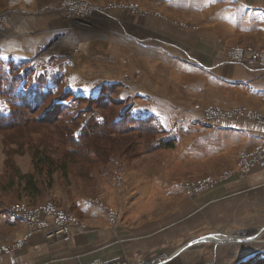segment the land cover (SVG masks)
Here are the masks:
<instances>
[{
    "label": "rangeland",
    "instance_id": "1",
    "mask_svg": "<svg viewBox=\"0 0 264 264\" xmlns=\"http://www.w3.org/2000/svg\"><path fill=\"white\" fill-rule=\"evenodd\" d=\"M95 1L103 6L110 2L131 5L139 11L115 7L111 11L93 13L86 23L75 26L59 16L56 8L59 0H0V14L5 19L22 21L17 22L16 28L13 26L7 38L0 35L3 40L0 42V115H9L12 97L20 107L25 103L24 108L31 110V120L40 123V129L30 128L33 132L27 133L25 139L15 132L17 128L0 132V216L4 220L0 222V242L10 240L15 231V219L8 207L16 202L31 207L51 203L70 213L84 227L99 220L108 228L104 217L106 209L117 214L120 228L125 231L133 229L138 220L142 224L151 221L154 227H165L174 224L167 223L168 220L185 217L174 229L169 227L164 231L163 236L171 244L160 253L166 258L163 264H241L248 257L264 254L263 207L240 208L220 219L216 213L225 206H214L186 218L201 208L198 200L204 191L191 196L198 195L193 198L197 204H193V200H185L182 191L174 192L169 188L187 179L205 178L216 170L215 165L221 158L206 154L204 137L200 133L193 135L191 127L183 121L185 118L178 122L173 111L166 120L162 112L132 114L134 103L138 102L137 106L142 108H157L163 102L173 104L192 89L197 98L205 99L208 89L205 70L217 65L207 58L208 50L226 48L237 42V38H227L229 32L220 27L212 31L202 29L204 22H212L215 15L194 12L204 6L205 0ZM143 11L148 16L142 15ZM25 24L37 30L29 36L35 35V39L18 37V27ZM184 24L198 28L190 30ZM207 41L213 42L211 48ZM131 87L136 90L131 91ZM142 92H146L145 96ZM141 99L145 103L141 104ZM104 105L131 120L150 121L158 132L156 139H172L174 146L151 151L141 147L134 150L129 159L115 155L104 165L81 168L70 164L66 174L35 172L31 149L46 151L55 159L60 157L65 130L70 128L78 133L92 114L103 119L108 114ZM9 158L13 168L6 166ZM117 160L143 161L150 173L159 174L161 182L151 184L149 191L132 189L130 184L118 188L111 168L112 162ZM25 176L33 177L36 192L26 189L22 179ZM162 184L166 187L161 188ZM234 200L230 203L237 206L238 201ZM147 213L149 216L143 217ZM209 235L220 240L191 244L170 259L188 242ZM102 240L122 239L107 235ZM222 240L228 241L220 242ZM54 243L56 241L46 242L50 246ZM59 251L66 253L65 246L58 245L56 252L46 250L36 257H55ZM30 258L21 256L18 262L32 264Z\"/></svg>",
    "mask_w": 264,
    "mask_h": 264
},
{
    "label": "crops",
    "instance_id": "2",
    "mask_svg": "<svg viewBox=\"0 0 264 264\" xmlns=\"http://www.w3.org/2000/svg\"><path fill=\"white\" fill-rule=\"evenodd\" d=\"M60 2L61 0L56 5L58 11L60 9ZM92 2L94 5V14L97 12L111 11L115 7V9L120 10L138 8L131 5H117L119 3L114 2H110L105 6L98 4L95 0H92ZM194 12L215 14L212 17V22H204L203 30L212 31L220 27V30L229 32L227 38L234 36L237 38V42L226 48L222 47L218 50L214 47V49L208 50L209 56L206 54L207 58L212 59V63H217V65L216 67L211 66L210 69L205 70L204 81L205 87L207 86L208 88H205V99L197 98L196 91L192 89L190 92L185 91L186 93L176 99L173 104L161 101L163 103L157 108H154V106L142 108V106H137L138 102L134 103V107L131 105L132 114L137 116L138 113L136 112L145 111L157 115L158 112H162L164 115L163 118L166 120L170 118L168 113L173 111L176 113L173 116L178 118V122L182 118H185L183 121L191 127L193 135L200 133L199 135L204 137L206 154L211 157L217 156L221 158V161L215 165L216 170L211 175L205 176L217 177L235 169L242 154L251 153L257 147L264 145V125L248 120L207 123L201 119L200 113L198 112V110L207 106H214L222 110L242 108L264 116V68L256 65L238 64L228 59L230 46H251L257 50L264 51V0H205L204 6L197 7ZM58 14L67 23L66 17L60 11ZM0 15L3 16L2 14ZM142 15L148 16L146 12L142 13ZM5 21L6 25L0 29V35H6L7 38V34L12 33L11 29L13 26L16 28L22 21L15 19V22H10L9 17ZM25 25L18 27V34H20L18 37L24 36L28 39H35V35L29 36L32 33L35 34L37 30H32L34 28L30 29L28 24ZM184 27L190 30H196L198 28L193 24L189 26L184 24ZM207 42L211 44V48L213 42ZM133 89L136 90V87H131V91ZM145 94L146 92H142V96H145ZM140 103H145V100L141 99ZM183 115L184 117H182ZM111 168L113 171V182L118 188L130 184L132 189L149 191L153 187L151 184L161 182L159 174L156 172L150 173L143 161L139 163H125L117 160L112 162ZM200 178L187 179L182 183H172L173 185H170L169 188L174 192L182 191L183 197L186 198L185 200L190 201L198 195L194 197L185 195L183 183L185 181L195 182L203 179V177ZM165 187L164 184L161 185V188ZM135 192H132V195H135ZM203 193H201L203 195L198 200L202 204L201 208L197 211L194 210L186 218L192 217L202 210L212 209L214 206H225L220 213H216L220 219L231 216L232 211H240V208H243V210H247L250 206L252 208H264V166H253L247 171L245 176H231L217 185L210 187ZM234 198L237 199L239 205L237 204L235 206V203H230L235 202V200L232 201ZM124 199H126V196ZM137 199V197L134 198L135 202ZM182 200L184 201V199ZM19 203L29 206L23 202H16L15 204ZM15 204L8 207L12 219H15V231L11 234L12 238L7 242H0V246L10 245L23 237L27 232L24 221L10 210ZM193 204L197 203L194 201ZM120 207L123 208V204H120ZM108 209L110 210V208ZM259 211L260 209L254 211V213ZM104 212L108 228L104 227L97 220L92 226L84 227L82 225V229L74 228L70 232L67 240L56 241L51 246L44 241L42 232L37 231L20 248L1 254L0 264H20L18 258L21 256L26 259L31 256L32 264H82L96 258H124L130 263H135L142 259H152L163 256L160 253L167 245L171 244V242L168 244L167 237L163 236L164 231L169 227L174 229V226L185 218L183 217L175 221L168 220L167 223L171 222L174 224L165 227H154L151 221L142 224L138 220L135 222L133 229L125 231L120 228L116 213V223H114L115 221L110 222L108 220V210L106 209ZM144 216H149V214H144ZM1 221L4 222L0 216ZM122 233H127V235L122 236ZM107 235H114V239H118L119 237L122 240H114V242L102 240V237ZM58 245L59 247L64 245L66 253L59 251L55 257L37 259L36 254L45 253L46 250L51 252L55 250L56 252Z\"/></svg>",
    "mask_w": 264,
    "mask_h": 264
},
{
    "label": "trees",
    "instance_id": "3",
    "mask_svg": "<svg viewBox=\"0 0 264 264\" xmlns=\"http://www.w3.org/2000/svg\"><path fill=\"white\" fill-rule=\"evenodd\" d=\"M9 103V115H0V132L17 128L18 130H15V132L22 139H25L24 136L27 133L40 129L38 127L40 123L31 120V110L24 108L25 103H22L20 107L12 101V97H10ZM88 104L93 103L88 102ZM105 107L106 105H104ZM106 110L108 114L103 116V119H97L92 114L83 122V126L78 133L70 128L65 130V134H62L64 142L62 143L60 157L55 159L46 151H41L38 148L31 149V161L34 164L35 172L41 174L45 170L48 175L54 171L66 174L67 166L70 164L81 168L104 165L115 155L129 159L133 157L132 154L135 153L136 149L141 147L151 151L158 148L169 149L174 146L172 139H156L158 132L150 125V121L131 120L124 114V116L122 114L118 115L113 108L106 107ZM30 128H33V131ZM22 148L23 144L20 143V151H22ZM6 164L7 167L13 168L10 158ZM22 179L25 181L27 190L36 192V182L32 176H25ZM259 255L248 257L241 264H264V254L260 253Z\"/></svg>",
    "mask_w": 264,
    "mask_h": 264
},
{
    "label": "built area",
    "instance_id": "4",
    "mask_svg": "<svg viewBox=\"0 0 264 264\" xmlns=\"http://www.w3.org/2000/svg\"><path fill=\"white\" fill-rule=\"evenodd\" d=\"M59 11L65 15L71 24L77 26L89 20L94 13V5L92 0H61ZM4 24V18L0 15V29ZM228 59L234 63L256 65L264 68V51L251 46L236 45L229 47ZM198 112L201 119L207 123L248 120L264 125V116L242 108L222 110L214 106H207L198 110ZM256 165L264 166V145L257 147L251 153L242 154L237 167L231 171L217 177H205L195 182L185 181L183 183L184 192L187 196H193L206 191L231 176L243 177L251 167ZM10 210L24 221L27 232L10 245L0 246V255L20 248L37 231L42 232L45 242H53L67 240L74 228L82 229V225L70 213L58 209L51 203H44L36 207L19 203L13 205ZM115 216L114 212L108 211V217L112 222L115 221ZM165 259V256H158L130 263L124 258H96L82 264H163Z\"/></svg>",
    "mask_w": 264,
    "mask_h": 264
},
{
    "label": "water",
    "instance_id": "5",
    "mask_svg": "<svg viewBox=\"0 0 264 264\" xmlns=\"http://www.w3.org/2000/svg\"><path fill=\"white\" fill-rule=\"evenodd\" d=\"M214 237V235H209V236H206V237H201L200 239H196V240H193L192 242H188L186 245L182 246L181 248H179L176 252H174L171 256H170V259L172 257H174L176 254H178L179 252H181L182 250H184L185 248H187L188 246H190L191 244H195V243H198V242H205V241H209L210 238ZM243 239L241 240H235V241H232V242H239V241H242ZM228 240H222V242H226ZM216 244V243H214ZM165 262V261H164Z\"/></svg>",
    "mask_w": 264,
    "mask_h": 264
},
{
    "label": "bare ground",
    "instance_id": "6",
    "mask_svg": "<svg viewBox=\"0 0 264 264\" xmlns=\"http://www.w3.org/2000/svg\"><path fill=\"white\" fill-rule=\"evenodd\" d=\"M132 10H133V9H132ZM221 239H222V237H221ZM228 239H229V238H228ZM235 239H236V238H235ZM210 240L213 241V242H215V241L220 240V238H210ZM210 240H209V241H210ZM233 240H234V239H233ZM220 242H222V241H220Z\"/></svg>",
    "mask_w": 264,
    "mask_h": 264
}]
</instances>
